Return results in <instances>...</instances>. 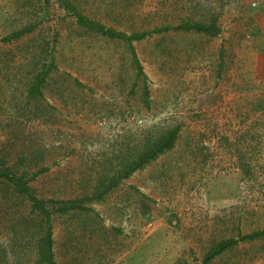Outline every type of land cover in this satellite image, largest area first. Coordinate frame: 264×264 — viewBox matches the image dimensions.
<instances>
[{
    "label": "rangeland",
    "instance_id": "374dc122",
    "mask_svg": "<svg viewBox=\"0 0 264 264\" xmlns=\"http://www.w3.org/2000/svg\"><path fill=\"white\" fill-rule=\"evenodd\" d=\"M252 1L0 0V168L43 202L55 264H204L225 241L206 264H264V109L225 76L263 37ZM172 129L171 150L93 198ZM47 229L0 179V264H45Z\"/></svg>",
    "mask_w": 264,
    "mask_h": 264
},
{
    "label": "trees",
    "instance_id": "16d2710c",
    "mask_svg": "<svg viewBox=\"0 0 264 264\" xmlns=\"http://www.w3.org/2000/svg\"><path fill=\"white\" fill-rule=\"evenodd\" d=\"M78 22L80 26L89 29L91 31L96 32L97 34H100L104 37L108 38H121L129 43L132 41L136 40H142L145 37V33L142 34H133L131 36H126L121 33L115 32L111 29H107L103 27L102 25L92 22L90 20H87L81 16H78ZM178 30H190L193 29L197 32H202L206 31L203 26H199L198 24L196 25H191L189 26L188 24H182L178 28ZM168 30V28H165V31ZM134 56V62L135 66L137 69L138 74L142 73V69L140 65L138 64V61L136 60L135 55ZM38 86H34L33 90L38 91ZM177 129H172L167 132H164L161 134L158 138H156L153 142L148 143L146 147L144 148L143 152L130 162L128 165L125 166V168L122 170V172L115 177L110 184L102 191L100 194H96L95 197H93L95 200L100 199L105 193H107L109 190L113 189L116 187L119 182L123 179H127L130 175H132L135 171L138 169L143 168L145 165L150 163L151 161L155 160L158 156L164 154L165 152L171 150L174 146V143L177 138ZM0 179L5 180L8 183H11L15 190L21 194L22 196H25L33 205L34 209L39 210L40 212L43 213V216L48 223V229L46 231V235L40 239V244L38 245V257L39 261L45 264H55L54 262V257H53V251H52V245H53V240H52V233L51 229L49 226V213L45 210L43 206V202L38 201L34 195L33 190L29 187L28 181L23 177V176H17L14 173H11L3 168H0ZM81 201H79L80 203ZM60 205L59 208H57L56 205ZM55 208L54 210L58 212H66L72 209H77L80 208V206L77 204V202L73 201H68V202H59V203H54ZM257 236V234H253L250 236H245L242 239H253ZM233 244H235L234 241H225L221 242L219 244H216L211 250L204 256L203 258V263L206 264L210 262L214 257L217 255L221 254L224 252L226 249L230 248Z\"/></svg>",
    "mask_w": 264,
    "mask_h": 264
},
{
    "label": "crops",
    "instance_id": "0c3cea01",
    "mask_svg": "<svg viewBox=\"0 0 264 264\" xmlns=\"http://www.w3.org/2000/svg\"><path fill=\"white\" fill-rule=\"evenodd\" d=\"M257 23L255 25H259V29L264 33V15L259 16ZM261 36L263 37L252 41V47L241 46L238 50L233 49L239 66L235 67L234 63L233 65L237 70L231 68L227 70L228 74L225 75L229 78L234 90L238 88L241 94L248 90L252 93L250 99L261 100V102L257 101L255 103V105H258L256 107L258 110L264 109V34ZM257 89H259V92Z\"/></svg>",
    "mask_w": 264,
    "mask_h": 264
},
{
    "label": "built area",
    "instance_id": "2783aa9c",
    "mask_svg": "<svg viewBox=\"0 0 264 264\" xmlns=\"http://www.w3.org/2000/svg\"><path fill=\"white\" fill-rule=\"evenodd\" d=\"M251 3H252V4H251L250 6H251L252 8H254V7L257 6V3L255 2V0H253Z\"/></svg>",
    "mask_w": 264,
    "mask_h": 264
}]
</instances>
